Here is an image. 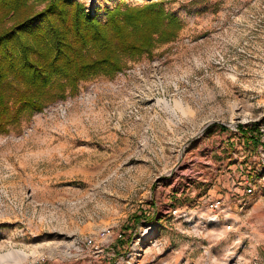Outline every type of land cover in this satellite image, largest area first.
I'll list each match as a JSON object with an SVG mask.
<instances>
[{
  "label": "rangeland",
  "instance_id": "obj_1",
  "mask_svg": "<svg viewBox=\"0 0 264 264\" xmlns=\"http://www.w3.org/2000/svg\"><path fill=\"white\" fill-rule=\"evenodd\" d=\"M162 1L176 37L0 134V264H264V0ZM220 165L256 170L232 230Z\"/></svg>",
  "mask_w": 264,
  "mask_h": 264
},
{
  "label": "trees",
  "instance_id": "obj_2",
  "mask_svg": "<svg viewBox=\"0 0 264 264\" xmlns=\"http://www.w3.org/2000/svg\"><path fill=\"white\" fill-rule=\"evenodd\" d=\"M180 29L162 0L117 4L104 22L78 0H0V134L81 80L113 76Z\"/></svg>",
  "mask_w": 264,
  "mask_h": 264
},
{
  "label": "built area",
  "instance_id": "obj_3",
  "mask_svg": "<svg viewBox=\"0 0 264 264\" xmlns=\"http://www.w3.org/2000/svg\"><path fill=\"white\" fill-rule=\"evenodd\" d=\"M264 124L260 127L262 133L264 132ZM264 163V159H262ZM240 172L238 175L232 178L233 184L231 194L228 196L220 195L209 203V212L211 215H206L204 218L207 222L213 223L214 221L219 220V216L223 219V226L228 229L232 230L234 225H237L240 218L238 216L239 212L247 205L248 197L255 193L256 184L254 180H251L246 174V176H242V170L239 169ZM240 191L238 188L242 187ZM186 214V213H183ZM122 233H117V238L121 237ZM82 243L85 244H92V240L90 238H84ZM244 246V245H242ZM99 250V249H98Z\"/></svg>",
  "mask_w": 264,
  "mask_h": 264
},
{
  "label": "crops",
  "instance_id": "obj_4",
  "mask_svg": "<svg viewBox=\"0 0 264 264\" xmlns=\"http://www.w3.org/2000/svg\"><path fill=\"white\" fill-rule=\"evenodd\" d=\"M219 161L221 162V160H219ZM220 166L221 167L219 168V171H218L219 173L215 176V178H219L220 177V179H222V181H223V186H225L228 183H230L229 186H227V188L230 190V189H232V184H233V180H232L231 174H235V172L239 173L240 170H238L237 167H236V169L235 168L231 169L230 165H228L226 168H224V166H222V165H220ZM240 169L242 171H244V172H247L250 179L252 177V174L256 172V170H253V171H248L246 169L243 170V168H241V167H240ZM208 174L210 175L211 173L208 172ZM229 177H230V179H229ZM226 181H228V182H226ZM238 189L240 191L242 190L241 187H239Z\"/></svg>",
  "mask_w": 264,
  "mask_h": 264
}]
</instances>
